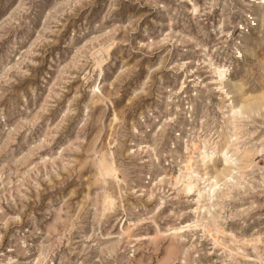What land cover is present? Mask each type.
<instances>
[{
  "label": "rangeland",
  "instance_id": "rangeland-1",
  "mask_svg": "<svg viewBox=\"0 0 264 264\" xmlns=\"http://www.w3.org/2000/svg\"><path fill=\"white\" fill-rule=\"evenodd\" d=\"M0 264H264V0H0Z\"/></svg>",
  "mask_w": 264,
  "mask_h": 264
},
{
  "label": "bare ground",
  "instance_id": "bare-ground-1",
  "mask_svg": "<svg viewBox=\"0 0 264 264\" xmlns=\"http://www.w3.org/2000/svg\"><path fill=\"white\" fill-rule=\"evenodd\" d=\"M254 2L256 3L257 2V0H254ZM259 3V2H258ZM253 8H255L254 6H253ZM253 11H255V10H252V8H250V13H253ZM250 20L251 21H253L252 23H250V24H248L249 26H251V25H256V21H257V17H256V15H254V14H250ZM248 26V27H249ZM247 53L249 54V55H252V53H253V50H252V48H250V49H248L247 50ZM221 74H219V76H220ZM249 101V100H248ZM244 102H245V100H244ZM256 102V101H255ZM248 102H246L245 104L247 105V107H249V104H247ZM245 105V106H246ZM251 105V104H250ZM244 105L242 106H240V108H239V110L243 107H245ZM246 108V107H245ZM250 108V107H249ZM253 107L251 106V109H252ZM247 111H249V110H247ZM225 163H227V160L225 159ZM185 170L183 171V172H180L179 174H178V176H177V181L178 182H182V184H183V186H184V188L187 190V191H192L195 187H196V182H195V178H198V175H195L196 174V172H194V170L192 169V166H191V164L188 162V164H185ZM200 179V178H199ZM212 181H210L209 179H205L204 181H205V186H204V188H205V190L207 191V193L208 194H210L212 191H213V188L218 184V179H217V177H212V179H211Z\"/></svg>",
  "mask_w": 264,
  "mask_h": 264
}]
</instances>
